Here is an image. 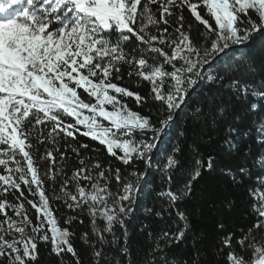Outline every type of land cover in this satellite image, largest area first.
Segmentation results:
<instances>
[{
  "label": "snow or ice",
  "instance_id": "6c2138e0",
  "mask_svg": "<svg viewBox=\"0 0 264 264\" xmlns=\"http://www.w3.org/2000/svg\"><path fill=\"white\" fill-rule=\"evenodd\" d=\"M185 8L204 28L198 33L199 41L185 30ZM174 9L181 13L176 21L169 19L175 15ZM169 27L174 28L172 33ZM133 38L137 46H130ZM256 40L264 42V0H0V264H32L38 258L40 241L50 243L57 257L70 253L75 264H81L71 239L75 234L61 226L44 188L45 178L55 181L57 175L53 151L59 153L60 160L65 159V153H60L58 147L46 148L37 160L38 144L47 140L55 146L61 133L73 141L80 134L105 146L109 155L124 164L135 160L150 164L153 151L168 135L177 113L187 106L190 93L194 94L205 79L226 86L236 102L247 103L249 97L254 98L246 113L261 110L264 74L258 80H242L239 74L252 66L249 57L242 55L239 62L218 59L221 54L227 56L233 46H246ZM123 66L131 69L129 76L152 85L153 99L160 102L155 122L151 116L130 109L124 100L133 98L140 105L146 98L114 82L123 79ZM208 69L213 74L209 75ZM233 106L232 98L226 99L220 92L210 93L198 102L197 123L192 130L193 165L184 170L182 189L160 193L166 197L167 207L155 212L163 219L169 208L175 209L183 227H177L175 232L167 227L160 229L149 252L152 259L144 264H189L184 257L169 255L165 250L187 241L191 220L178 204L191 197L195 182L204 172L214 170L215 157L208 155L205 159L199 150L201 143L212 139L208 132L224 123L222 146L228 152L239 147L240 138L251 135V128L241 129L242 117L231 114ZM41 125L48 128L46 135ZM252 127L256 129L255 143L261 147L254 167L261 175L253 177L247 166L221 169L237 185L242 186L246 180L257 184L248 189L253 200L250 207L257 218L247 232L240 230L241 237L236 241L240 252L232 245L234 234L228 233L221 237L214 253L221 258L224 248H228L227 264H264V116ZM148 133L150 139H144ZM72 151L79 156V149ZM250 154L251 145L245 150V155ZM183 155V149L176 146L174 154L168 156L165 174L169 182L173 173L184 168ZM45 160L50 163L42 170L39 164ZM79 163L82 167L63 180L55 198L78 213L66 216L64 225L74 220L82 224L81 214L90 217L91 238L84 232L81 240L93 249V264H108L105 245L111 247L124 239V246L116 252H129L125 221L134 211L130 205L135 203L141 191L140 181L147 173H131L134 180L124 181L118 191H113L109 186L112 179L118 183L122 179L119 169L108 176L106 171L112 170H101L99 161L92 167L83 159ZM59 171L63 172L62 166ZM70 183L74 191L69 190ZM25 189L29 195L38 196V201L29 199ZM52 191L55 193L54 188ZM10 193L18 203L8 200ZM25 203L35 210L36 223ZM8 208L19 219L10 216ZM117 225L122 229L120 237L114 233ZM217 227L226 231L222 222ZM144 229L153 237L149 225L141 232ZM203 235L194 237L193 243L201 241ZM201 255L204 254L199 249H194L191 264H202Z\"/></svg>",
  "mask_w": 264,
  "mask_h": 264
},
{
  "label": "trees",
  "instance_id": "16d2710c",
  "mask_svg": "<svg viewBox=\"0 0 264 264\" xmlns=\"http://www.w3.org/2000/svg\"><path fill=\"white\" fill-rule=\"evenodd\" d=\"M155 10L156 5L152 6ZM175 15L169 19L176 21L177 15L181 14L179 10H173ZM184 16L183 24L185 30L190 34V37L194 41H199V32L204 31L203 26L199 25L194 20L190 12L185 8L182 12ZM159 17V13H157ZM177 23H179L177 21ZM210 23L214 21L210 20ZM191 25L189 29L188 26ZM165 27V25H161ZM154 31V29H150ZM174 31L173 27H169V33ZM138 42L133 38L130 46H137ZM159 46V45H157ZM143 48V46H140ZM155 55V54H151ZM247 56L252 61V66L249 71L240 73V79L242 80H258L259 77L264 74V42L256 40L249 45L243 46V48L236 49L235 51H229L227 56L223 55L218 58L222 61H227L229 58H233L239 62L241 56ZM166 68L170 67L165 65ZM131 69L128 66H123L122 75L123 79L114 81L120 86H126L129 90L138 92L141 96L145 97L146 100L140 105H137L133 98H124L130 109L139 112L141 115L151 116L155 122L157 118V108L159 101L153 99L151 92L152 85L148 81H143L141 78L128 73ZM209 75L213 74L212 69H208ZM220 92L226 99L231 97L233 100L232 115L242 117L240 121V127L242 130L251 128V135L247 139L240 138L239 147L233 151L228 152L225 147L222 146L223 140L225 139V124L221 123L219 128L216 130H210L208 136L212 137L210 141L205 140L200 144V152H202L206 159L208 155L215 157L214 170L212 172H204L199 181L195 182L194 191L190 198L180 202L178 207L184 210L191 220V232L188 234L187 241L181 242V244H173L170 249L165 251L169 255H175L177 257H184L191 264L193 258L194 249H199L201 255L202 264H227L226 254L229 251L228 248H224L221 258H217L214 254L220 247L219 241L222 236L228 233H233L232 245L235 247L237 252H240V248L236 246V241L241 237V229L247 232L252 228L256 221V215L251 210L253 203L252 198L249 195V188H256L257 184L250 181H245L244 184H235L228 175H225L221 169H233L237 170L241 166H247L252 169V176L257 177L261 175L260 170L254 167V161L261 152V147L255 143L256 129L252 127L253 122L256 121L260 116H264V106L261 110L256 113H246L248 103H251L254 98L249 97L248 102L243 101L236 102L232 92L226 87H222L220 84L213 83L207 79L197 85L196 90L190 93L191 99L187 101V106H182V110L177 113L176 119L173 121L172 127L168 130L163 144L161 145L158 153L153 156L152 162L149 164L150 172L144 177V182L139 192L138 200L130 206L134 209L130 217L125 221L127 231V247L129 252L127 255L118 254L116 249L124 246V239L118 240L114 246L105 245L106 255L108 257V264H144L146 260H151L149 256L150 250L155 246V236L159 233L160 229L169 228L170 231L175 232L177 227H183V223L176 217L175 209L169 208L163 219L155 215L156 211H159L162 207H167L166 197L161 196V192H166L168 189L179 190L183 188V182L185 180L184 170L192 167L193 165V152H192V140L194 138L193 128L196 126V112L195 108L198 102L203 101L208 94ZM264 104V102H261ZM67 119V118H66ZM107 124V122H105ZM44 130V134H47L48 128L41 125ZM83 131V128H81ZM151 133H148L144 139H150ZM59 143L53 145L47 140L44 144H38L39 153L37 154V160L39 155L45 152V149H53L54 147L59 148L60 153H65V159H59V153L53 151V155L57 157L56 166V179L55 181L45 178L44 188L46 195L50 198V204L55 210L61 226L69 227L75 235L71 238L73 245L77 251V255L80 258L81 264H93L92 256L93 249L89 247L85 242L81 240V234L88 232L91 238V222L90 217L87 214L79 215V219L83 220L81 224L79 220H74L71 225H64V218L66 216H76L77 212H72L66 208L62 200L55 198L56 194H60V188L63 180L72 176L73 172L82 165L79 163L80 159H83L85 163L92 167L97 161L100 162L102 169L106 170L110 168L112 171H106V175L112 176V173L116 169L120 170L121 182H117L114 178L110 183V188L113 191H118L121 184L127 180H134L131 176L133 172L147 173L148 164L143 160H135L132 164H124L117 157L109 155L106 151L105 146L100 145L97 141H93L88 137H84L77 134L76 140L73 141L70 137H65L62 133L60 134ZM33 143L37 141L33 139ZM80 144H88L87 149H80ZM251 145V154L245 155V150ZM179 146L183 149V161L184 168L180 171L173 173V179L171 182L167 180L165 174V165L168 156L174 154V148ZM73 148L79 149V156L72 151ZM118 155H120L119 150ZM49 161L45 160L39 164V167L44 170L49 166ZM63 167V172H60V167ZM98 171V170H95ZM93 171V175H95ZM141 182V181H140ZM81 183H86L81 181ZM24 186L22 185V189ZM55 189V193L52 189ZM69 190L74 191V184H69ZM18 195V193H17ZM25 195L29 199L38 201V196H31L25 189ZM10 202L16 201L15 197L10 193L8 195ZM23 199V198H21ZM128 202H125L127 204ZM231 204V207L226 205ZM25 208L29 212V216L33 223H36L35 210L30 205L25 203ZM151 210V211H150ZM10 216L14 219L15 213L11 208H8ZM2 214H0V222H2ZM225 225L226 231L218 229L219 223ZM97 224L101 227L104 226L102 221H97ZM145 225H149L153 231V237L147 235L148 229H141ZM114 233L117 237H120L122 229L117 225L114 229ZM203 233V239L199 242L193 243L194 237L199 236ZM106 235L111 239V235ZM259 235L257 240H259ZM38 258L32 262V264H75V260L70 253H64L61 257H57L51 251V244L45 242H38ZM156 255H159L157 251ZM251 255V253H247Z\"/></svg>",
  "mask_w": 264,
  "mask_h": 264
},
{
  "label": "water",
  "instance_id": "95a60500",
  "mask_svg": "<svg viewBox=\"0 0 264 264\" xmlns=\"http://www.w3.org/2000/svg\"><path fill=\"white\" fill-rule=\"evenodd\" d=\"M239 48H243V47H239ZM239 48H235V47H234L233 49H239ZM229 51H230V49H229L227 52H229ZM218 58H219V57H218ZM165 137H166V136L162 137V141L157 145V152H158V150L160 149L161 145L163 144V142H164V140H165ZM151 162H152V161H151ZM149 172H150V167H149V164H148L147 175L149 174ZM143 182H144V180H142V181L140 182L141 187H142ZM138 196H139V193L136 195V202H137V200H138Z\"/></svg>",
  "mask_w": 264,
  "mask_h": 264
},
{
  "label": "rangeland",
  "instance_id": "374dc122",
  "mask_svg": "<svg viewBox=\"0 0 264 264\" xmlns=\"http://www.w3.org/2000/svg\"><path fill=\"white\" fill-rule=\"evenodd\" d=\"M239 48V47H243V46H233V48ZM232 50H234V49H230V51H232ZM228 51V50H227ZM228 53V52H227ZM224 54H221V56L220 57H222ZM219 57V58H220ZM158 152H157V148L153 151V153H152V157L154 156V155H156ZM16 219H19V218H16ZM7 238H11V237H7Z\"/></svg>",
  "mask_w": 264,
  "mask_h": 264
}]
</instances>
